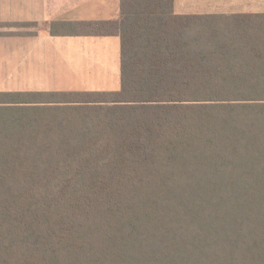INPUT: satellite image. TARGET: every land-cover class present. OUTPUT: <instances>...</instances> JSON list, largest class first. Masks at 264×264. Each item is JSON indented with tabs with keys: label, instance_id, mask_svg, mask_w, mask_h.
<instances>
[{
	"label": "trees",
	"instance_id": "trees-1",
	"mask_svg": "<svg viewBox=\"0 0 264 264\" xmlns=\"http://www.w3.org/2000/svg\"><path fill=\"white\" fill-rule=\"evenodd\" d=\"M59 33L117 36L119 86L0 92V264H264V14Z\"/></svg>",
	"mask_w": 264,
	"mask_h": 264
},
{
	"label": "crops",
	"instance_id": "crops-1",
	"mask_svg": "<svg viewBox=\"0 0 264 264\" xmlns=\"http://www.w3.org/2000/svg\"><path fill=\"white\" fill-rule=\"evenodd\" d=\"M173 9L177 14H264V0H173ZM118 17L119 0H0V92L88 91L97 86L85 78L108 73L105 57L111 51L118 60L119 86L117 36L59 33L61 25ZM51 25L57 33H51ZM90 49L86 58L84 50ZM76 78L83 90H62L76 87Z\"/></svg>",
	"mask_w": 264,
	"mask_h": 264
},
{
	"label": "rangeland",
	"instance_id": "rangeland-1",
	"mask_svg": "<svg viewBox=\"0 0 264 264\" xmlns=\"http://www.w3.org/2000/svg\"><path fill=\"white\" fill-rule=\"evenodd\" d=\"M99 50L101 52L102 55L105 54V51L99 46ZM84 52L87 54L85 57L89 58V55L91 56L92 50H84ZM118 53V52H117ZM116 53V58L118 57ZM110 56V57H108ZM105 59L108 60L109 64H107L106 67H109V71L108 73L101 71L100 72V76L96 79L92 78V77H87L85 78V81L87 83V81H92V83H94L95 86H97L96 88H87L88 90H116L118 88V60L116 61L113 57H112V51L111 53L106 52V57ZM110 60V61H109ZM81 66V64H80ZM75 67H79L78 65H76ZM101 68V67H100ZM113 69H117L115 72L112 71ZM82 75V73H80ZM87 75V73H84V75ZM73 75V73H72ZM90 78H92L90 80ZM82 79L80 78H76V80H74V82H76L77 86L73 87V88H64L62 90H83V88L80 87L79 84H81L83 81H81Z\"/></svg>",
	"mask_w": 264,
	"mask_h": 264
}]
</instances>
